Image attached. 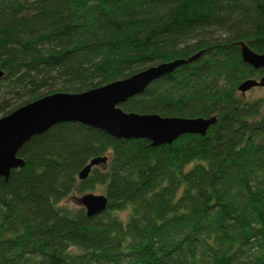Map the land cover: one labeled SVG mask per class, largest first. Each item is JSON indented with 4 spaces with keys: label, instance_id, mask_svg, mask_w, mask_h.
Wrapping results in <instances>:
<instances>
[{
    "label": "trees",
    "instance_id": "16d2710c",
    "mask_svg": "<svg viewBox=\"0 0 264 264\" xmlns=\"http://www.w3.org/2000/svg\"><path fill=\"white\" fill-rule=\"evenodd\" d=\"M239 42L264 54V0H0V118L201 51L120 108L217 118L158 147L76 123L32 138L0 177V264H264V93L238 91L264 70ZM97 186L101 214L60 205Z\"/></svg>",
    "mask_w": 264,
    "mask_h": 264
},
{
    "label": "water",
    "instance_id": "95a60500",
    "mask_svg": "<svg viewBox=\"0 0 264 264\" xmlns=\"http://www.w3.org/2000/svg\"><path fill=\"white\" fill-rule=\"evenodd\" d=\"M237 45L244 63L254 70H264V54L253 52L243 42ZM203 53L201 51L188 59L161 63L125 80L83 93L48 95L3 116L0 118V177L7 181L12 170L22 169L25 162L17 156L18 152L32 138L58 124H81L119 140H146L153 147L170 145L186 134L204 136L217 123L216 116L163 117L157 114L125 113L120 108L122 103L144 92L152 82L171 74L180 66L197 61ZM255 88L264 90V78L246 80L238 87V91L244 96ZM105 163V158L91 160L79 173V180H85L93 167ZM78 202L86 216L93 217L106 209L107 198L91 193L78 198Z\"/></svg>",
    "mask_w": 264,
    "mask_h": 264
},
{
    "label": "rangeland",
    "instance_id": "374dc122",
    "mask_svg": "<svg viewBox=\"0 0 264 264\" xmlns=\"http://www.w3.org/2000/svg\"><path fill=\"white\" fill-rule=\"evenodd\" d=\"M264 91L262 88H255L252 89L251 91L246 93V97L250 99L257 98L258 96L263 95ZM96 195H103V189L100 186H97L94 189V192ZM81 194H77L74 192L68 199L63 201L60 205L63 206L64 208H67L69 210H77L80 208V203L78 202V198H81Z\"/></svg>",
    "mask_w": 264,
    "mask_h": 264
}]
</instances>
